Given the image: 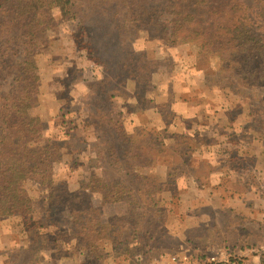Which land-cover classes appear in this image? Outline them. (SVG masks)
<instances>
[{"label":"rangeland","instance_id":"obj_1","mask_svg":"<svg viewBox=\"0 0 264 264\" xmlns=\"http://www.w3.org/2000/svg\"><path fill=\"white\" fill-rule=\"evenodd\" d=\"M247 4L254 6L252 0ZM50 22L53 36L37 61L40 84L29 116L41 138L51 142L60 156V163L53 168L55 178L71 193L83 187L90 207L97 210L96 232L86 231V237L90 240L111 232L118 247L115 250L107 241H102V244L90 241L91 245L101 246L80 250L76 242L78 227L66 207L46 202L47 184L29 182L26 189L33 199L34 213L31 216L36 218V223L31 225L28 220L27 225L23 224L28 229L24 242L19 245H23V252L19 248L0 250V264H35V253L48 247L67 249L71 253L77 248L82 252V264H108V259H114L118 264H168L169 255L195 259L208 256L214 250L226 251L230 256L237 254L243 260L240 264L254 257L258 259L246 264H264V128L253 131L249 126V130L243 127L244 134L252 139L244 143L233 141L230 147H224L225 151L232 150L236 155L241 153L240 164L231 163L229 158L221 162L210 161L206 153L212 149L214 140L207 137L211 127L209 109H205L207 113L199 118L189 123L181 121V124L180 118L169 111L172 104L179 105L187 99L199 100L206 106L210 103L222 106L226 102L222 107L228 108L229 112H235L249 102L243 101V105L222 89L219 79L214 76L215 69H195L198 64L194 60L197 53L194 45L172 46L164 40H149L146 34L121 44L101 35L92 40V26L84 29L77 23L65 22L57 10L53 11ZM259 28L264 36V25H259ZM2 52L0 73L1 64L6 61L1 57ZM137 53L145 55L147 68L144 71H123L120 61L125 60L127 54ZM6 55L11 62L19 58H12L10 52ZM95 59L106 63L107 67L95 66ZM5 72L0 75V98L11 91L12 75L5 76L12 71ZM194 72L201 73L194 75ZM81 73H85L88 82L108 85L102 91L105 97L112 85L119 93L118 99H103L102 93L92 88L84 102L75 100L70 103L66 92L73 80L81 78ZM140 86L148 87L151 98L159 96L162 110L170 114L171 126L147 125L150 135L132 147L130 139L135 130H126L124 121L110 111L115 102L118 107L122 103L125 106L138 103L132 95V88L136 93ZM156 88L158 90L153 92ZM220 95L221 101L217 100ZM262 97L264 108V86ZM153 102L147 98L138 104L149 107ZM70 107L80 113L71 117L66 111ZM244 114L245 117L240 118L235 114L236 125L251 120L249 111ZM62 121L87 126L71 132L67 124V128L62 126ZM219 126L224 134H229V131L239 134L240 129L235 127L237 131H234L227 123ZM197 130H200L201 138L197 137ZM85 137L89 138V144L79 141ZM160 142L168 146L165 149L170 155L159 157L160 161L154 165L141 166L145 163L138 165L130 159L131 148H138L140 158H146L148 163L151 157L158 158ZM87 150L93 156L90 159L85 158ZM228 154L233 153L230 151ZM257 155L263 159L262 164L255 158ZM136 169L144 173V177L156 178L153 179L155 181L148 179L142 182ZM182 172L193 179L184 178L179 174ZM164 192L166 194L160 199ZM7 218H0L1 244L9 240L5 236L13 234L10 232L18 236L17 228L27 220L26 217ZM27 243L31 246L28 249ZM254 247L260 249L257 251ZM249 248L255 252L244 254L243 251Z\"/></svg>","mask_w":264,"mask_h":264},{"label":"trees","instance_id":"obj_2","mask_svg":"<svg viewBox=\"0 0 264 264\" xmlns=\"http://www.w3.org/2000/svg\"><path fill=\"white\" fill-rule=\"evenodd\" d=\"M249 1L0 0V37H3L0 51H3L1 57L6 59L1 64L0 75L12 71L5 76L12 75L11 91L0 98V218H25L32 215L33 199L26 184H47L49 193L46 202L66 207L74 225L78 227L76 242L80 250L100 247L102 241L111 243L115 250L118 247L111 232L100 238L89 240L86 237V231L96 232L97 210L90 207L83 187L71 193L55 178L53 168L60 163V156L51 142L41 138L40 131L29 116L40 84L37 61L40 53L50 45L53 36L50 22L53 11H59L65 22L77 23L84 29L92 26V40L101 35L115 44H121L146 34L149 40H164L172 46L194 45L197 48L194 60L199 65L196 64L195 69H215L214 75L219 79L222 89L239 102L248 101L245 104L255 106L258 115H262L259 104L264 86V36L260 34L259 25H264V0H252L253 7L248 6ZM8 52L12 58H19L11 62L6 55ZM124 57L125 60L120 61L123 71H144L148 66V62L144 64L146 60L143 53ZM94 63L95 66L107 67L106 63L98 62L97 59ZM169 116L167 110L161 111L166 127L170 123ZM61 124L65 128L68 125L71 132L87 126L64 121ZM149 135L147 126L135 130L130 139L132 147ZM173 137L168 136L171 139ZM135 138L137 141H134ZM158 145V158L151 157L149 163L146 158H140L138 148H131L130 159L138 165L145 163L141 166L154 165L160 161L159 157L170 155L165 149V146L168 147L166 144L160 142ZM135 172L139 173L138 178L142 182L156 179L144 177V173L138 169ZM179 174L188 180L193 179L183 172ZM123 192L127 193L125 190ZM83 232L86 234L83 235ZM90 241L101 244L91 245Z\"/></svg>","mask_w":264,"mask_h":264},{"label":"crops","instance_id":"obj_3","mask_svg":"<svg viewBox=\"0 0 264 264\" xmlns=\"http://www.w3.org/2000/svg\"><path fill=\"white\" fill-rule=\"evenodd\" d=\"M201 72H194V75H198ZM215 76V75H214ZM210 83H212V81L209 80ZM158 84H156L157 86ZM93 86V87H92ZM108 85H104L101 84L99 82L95 83V82H88V78L85 75V73H81V78L79 79H75L73 80V82L69 85L68 88V92H66L67 98L70 100V103L72 101H79V102H84V98L86 96V94L90 93L92 91V88H96L97 89V93L103 91V89H106ZM105 87V88H104ZM111 91L106 93V97L104 96V94L102 93V98L103 99H111V101L113 100H117L119 97V93H117L115 91V88L111 85ZM139 92L136 89V93L134 91V89L132 88V95L134 97H136V100H138V103L140 104V102L144 99H151L155 102H153V104L149 107H143L141 105H139L138 103L134 102V105L132 104V106H125L123 103L118 107L116 105V102L114 103V105L111 107L113 108V110H111L110 112L113 114H116L118 117H120L124 123L123 125L126 126V130L128 131H134L137 128L143 127V126H160L161 128L165 126V124L163 123V120L161 118V111H162V103L159 102V96H157L158 98H151L150 97V92L148 91L149 89H147V86H140L137 87ZM155 90H158V88L153 89V92ZM161 92V90H159V93ZM223 93V92H222ZM177 96V93H176ZM261 96H262V91H261ZM178 98V97H177ZM67 99V100H68ZM113 99V100H112ZM155 99V100H154ZM217 100H222V95L219 96V98ZM261 105L259 104L260 109L262 110V115H258V109L253 106H246L243 104V108H238L235 110H232L229 112L228 108L225 110L222 106H224L226 104V102H224L222 104V106L218 103H210L209 106H206L204 103H202L201 101L198 102L199 100H194V99H187L186 102H183L181 104H172V106L170 107L171 110L169 109L170 112H173L174 114H176L178 116V118H180V124L181 121H184L186 123H189V121H193L196 118H199V116H201L203 113H207V111H205V109H209L208 112L211 113L210 116V131L207 137H210L214 140V145L211 147L212 149L210 150V152L206 153V157L209 158L210 161H217V162H221L223 159H227L229 158V161L231 163H235V164H240V162L238 160H241V158H239V155H241V153L239 154H234L235 152L232 150H224L225 146L230 147L231 146V142H237L239 141V143H244L246 141H248V139H252L250 136H247V134H244L243 131V127H246L247 130H249V127L253 128L252 130L255 131L257 128L263 129L264 128V108H263V97L261 99ZM233 101L235 102V99H233ZM136 104V105H135ZM166 105V104H165ZM246 110V111H245ZM68 111L67 113H70V116H74L78 113H80V111L74 109V108H67ZM247 111H249V113H251V120L250 121H241L239 123V125H236L234 122L237 121V119L234 118L238 117H245L244 113H246ZM74 114V115H73ZM257 115V116H256ZM77 116V115H76ZM116 117V116H114ZM253 118V119H252ZM86 119V118H85ZM119 119V118H118ZM235 119V120H234ZM209 120V119H208ZM119 121V120H118ZM223 123H227V125L230 126V128H234V131H237L235 129L238 128L239 130V134L235 135L231 134L232 131H229V134H224L222 132V127L219 126V124H223ZM234 123V124H232ZM246 123V125H245ZM232 124V125H230ZM171 126V124H169ZM249 126V127H248ZM222 129V130H221ZM197 132H200V130H197ZM200 133H197V137L201 138V135H199ZM263 134V133H262ZM83 140L84 142H86V144L90 143V140L88 137H85V139H79ZM233 142V143H234ZM221 147L223 148V150L221 149ZM89 148V147H88ZM232 152L233 154H228L229 152ZM90 150H87V154L85 155V158L90 159L91 157H93L90 154ZM199 155H202V153H200ZM203 158V156H202ZM256 159H258V161L260 160L261 156L257 155L255 157ZM204 159V158H203ZM262 160H260V164H262ZM226 161V160H225ZM166 191V190H165ZM166 194V192H164L162 195H160V199L161 196L162 198L164 197V195ZM158 198V199H159ZM119 214L116 213V216H118ZM8 220H10L9 218H7ZM25 222L29 223L31 222V225H33L34 223H36L35 219L33 216H29L26 217ZM29 220V222H28ZM55 221V220H54ZM24 221L20 224L21 227L17 228L18 230L16 231L17 233H19L18 236H14L15 232H10L13 233L10 236H5L6 239H9L8 241H5L4 244L0 243V250H9L12 248L15 249H20V251L23 252L22 246L19 247V245L24 242V238H26V233L28 232V229H25L24 227ZM9 228V226H8ZM48 228V225H47ZM13 231V230H12ZM9 233L6 232V234ZM30 233V232H29ZM28 233V234H29ZM10 243V245H6ZM28 246L26 249H28V247L30 246V243H27ZM254 249H256L257 251L260 248H256L254 247ZM67 249H53L52 247H48L45 248L43 250H40L38 252L35 253V264H82V252L78 251V249L76 248V250L74 249L73 252H67ZM255 250L253 249H247L245 251H243V253H254ZM240 255H242L241 252H239ZM161 255V254H160ZM254 256V255H252ZM162 258V257H161ZM258 259V257H254L252 259L247 260L246 262H243V264H246L248 261H253L255 262ZM108 264H118L116 261H114V259H108ZM9 264V263H7ZM23 264V263H21Z\"/></svg>","mask_w":264,"mask_h":264},{"label":"built area","instance_id":"obj_4","mask_svg":"<svg viewBox=\"0 0 264 264\" xmlns=\"http://www.w3.org/2000/svg\"><path fill=\"white\" fill-rule=\"evenodd\" d=\"M237 255V254H236ZM230 256L228 252L218 250L211 252L208 256L192 258H181L176 254L169 255L168 264H240L243 260L240 256Z\"/></svg>","mask_w":264,"mask_h":264}]
</instances>
